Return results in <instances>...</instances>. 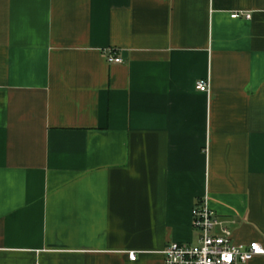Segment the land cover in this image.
Listing matches in <instances>:
<instances>
[{
	"label": "crops",
	"instance_id": "obj_1",
	"mask_svg": "<svg viewBox=\"0 0 264 264\" xmlns=\"http://www.w3.org/2000/svg\"><path fill=\"white\" fill-rule=\"evenodd\" d=\"M206 196L264 246V0H0V264H164Z\"/></svg>",
	"mask_w": 264,
	"mask_h": 264
},
{
	"label": "built area",
	"instance_id": "obj_2",
	"mask_svg": "<svg viewBox=\"0 0 264 264\" xmlns=\"http://www.w3.org/2000/svg\"><path fill=\"white\" fill-rule=\"evenodd\" d=\"M234 13L232 17H240ZM247 18L251 14L245 15ZM111 62H121L120 57L110 58ZM197 88L209 92L208 81H198ZM193 228L198 233L194 242H171L163 250L164 264H248L254 257L264 254V246L254 241L238 244L232 231L223 225L221 219L210 207L208 197H203L193 208ZM135 252L130 259L136 260Z\"/></svg>",
	"mask_w": 264,
	"mask_h": 264
},
{
	"label": "rangeland",
	"instance_id": "obj_3",
	"mask_svg": "<svg viewBox=\"0 0 264 264\" xmlns=\"http://www.w3.org/2000/svg\"><path fill=\"white\" fill-rule=\"evenodd\" d=\"M191 242H194V241H191Z\"/></svg>",
	"mask_w": 264,
	"mask_h": 264
}]
</instances>
